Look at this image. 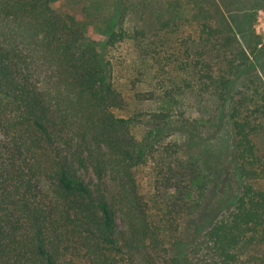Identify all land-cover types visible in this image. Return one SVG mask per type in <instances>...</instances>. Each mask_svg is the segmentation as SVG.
Instances as JSON below:
<instances>
[{
    "label": "trees",
    "instance_id": "16d2710c",
    "mask_svg": "<svg viewBox=\"0 0 264 264\" xmlns=\"http://www.w3.org/2000/svg\"><path fill=\"white\" fill-rule=\"evenodd\" d=\"M58 1L0 0V264H264L257 6Z\"/></svg>",
    "mask_w": 264,
    "mask_h": 264
},
{
    "label": "rangeland",
    "instance_id": "374dc122",
    "mask_svg": "<svg viewBox=\"0 0 264 264\" xmlns=\"http://www.w3.org/2000/svg\"><path fill=\"white\" fill-rule=\"evenodd\" d=\"M246 2L247 3H245V4L241 3L240 5H235L234 8L239 10L237 12V14H239V18H240V15L243 12L240 10L248 11L250 13V12L254 11L253 7L257 6L255 8V15H254L252 28H253L255 34H257L260 37V42H259L257 47H258V49L261 48L262 56H263V54H264V0H246ZM54 5L58 9L63 10L64 12H73V10L71 8V4H69V1L67 2V0H60V1L56 2ZM79 11L80 10L78 9L77 12H74V13L80 17L81 13ZM126 49L127 48L125 47L124 51ZM129 75H131V74H129ZM122 82H123L121 85L122 89L128 94L132 93V90L129 89V86L127 84L128 82L126 81V78L122 79ZM147 88H149V86H147L146 84H141V85H138L136 89L143 90V89H147ZM140 106H142V105H140ZM149 106L153 107L152 104ZM138 175H139L140 181L143 184V187L148 188L150 186V182H149L150 176H149L148 171L142 169L139 171ZM118 223H120V222L118 221Z\"/></svg>",
    "mask_w": 264,
    "mask_h": 264
}]
</instances>
